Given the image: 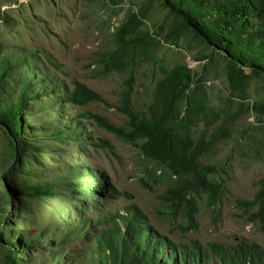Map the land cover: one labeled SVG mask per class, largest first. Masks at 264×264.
I'll use <instances>...</instances> for the list:
<instances>
[{"label": "trees", "instance_id": "16d2710c", "mask_svg": "<svg viewBox=\"0 0 264 264\" xmlns=\"http://www.w3.org/2000/svg\"><path fill=\"white\" fill-rule=\"evenodd\" d=\"M109 1L120 5L123 0ZM152 2L166 15L161 25L154 24L153 29L146 24L152 20ZM0 18L4 19L1 15ZM165 21L168 29L163 32ZM192 40L207 51L197 61L217 57L224 64L229 91L225 108L211 105L205 80L198 79L188 64L166 67L161 63L162 41L184 48ZM38 57L36 52L22 47L10 53L0 47V131L11 157L0 167V171H8L3 177L0 172L7 204L19 202L27 207L52 198L119 197L107 177L91 167L78 164L49 174V179H39L25 167L12 165L15 151L21 148L25 115L21 109L31 105L30 98H34L36 108L55 119L49 130L60 145L89 140L90 134L83 132L84 118L138 147L146 159L165 172L162 178L166 189L160 196L162 214L179 215L185 231L196 230L199 198L206 197L210 208L217 207L226 192L219 179V164L206 163V158L231 138L244 116L254 113L258 121L264 118V95L249 101L253 86L264 80V0H149L138 13L129 10L95 61L99 67L97 78L127 75L120 104L116 106L125 117L122 126L90 112L68 118L67 105L84 107L102 102L103 98L81 82H75L70 89L42 66ZM149 66L158 71L150 80V101L138 109L133 102L134 83ZM235 105L238 108L232 111ZM250 126L248 123L247 129ZM238 131L247 133L249 143L262 142L257 136L259 128ZM99 145L110 148L106 140L99 139ZM97 183L102 185L100 190ZM256 186L253 198L240 201L239 205L249 222L264 229V179ZM4 220L6 216H0V223ZM45 234H49L45 229L2 233L0 245L9 247L7 264H63L66 258L57 250L90 236L91 264H264V248L246 240L234 245L211 242L207 246L199 240L190 244L177 242L157 231L136 205L70 227L61 238L48 243L53 245L50 250L42 248ZM35 243L39 248H34ZM36 249L42 256L36 257L34 263L16 257L17 253L24 255Z\"/></svg>", "mask_w": 264, "mask_h": 264}, {"label": "rangeland", "instance_id": "374dc122", "mask_svg": "<svg viewBox=\"0 0 264 264\" xmlns=\"http://www.w3.org/2000/svg\"><path fill=\"white\" fill-rule=\"evenodd\" d=\"M148 1L123 0L120 5H113L109 0H0V15L4 17L3 20L0 18V47L8 53L20 47L36 52L42 66L54 72L70 89L75 82H81L102 96V102L84 107L67 105L68 118L90 112L122 126L125 117L116 106L120 104L127 75L97 78L99 67L95 61L98 53L107 47L109 35L125 19L127 12L133 10L138 13ZM150 13L152 20L146 21V24L150 28L154 24L161 25L166 15L159 11L156 2L151 3ZM167 29L168 21H165L163 32ZM188 43L190 46L187 44L183 48L162 41L163 47L159 52L162 65L188 64L198 79L203 77L205 80L211 105L216 109L225 108L229 91L222 60L213 57L197 61L207 52L206 48L193 40ZM157 71L149 66L137 76L133 102L138 109L150 101V80ZM263 95L264 80H261L253 86L249 101L259 100ZM30 100L31 105L21 109L25 114L20 133L21 148L15 151L12 165L25 167L39 179H49V174L78 164L83 168L91 167L107 177L119 197L52 198L26 207L19 202L7 204L6 189L0 179V216H6L4 223H0V235L10 230L29 233L32 229H45L49 234L44 235L42 248L50 250L53 245L48 243L61 238L70 227L81 226L85 220L124 212L127 207L136 205L157 231L177 242L190 244L199 240L207 246L211 242L234 245L246 240L264 248V229L249 222L239 205L240 201L253 198L258 190L256 183L264 179V118L258 121L254 113L244 116L231 138L206 158V163L219 164V179L225 184L226 192L217 207L210 208L206 197L199 198L197 228L187 232L179 215L162 214L164 208L160 196L166 189L162 178L165 172L146 159L138 147L119 140L100 129L92 120L84 118H81L83 132L90 134L89 140L60 145L49 130V126L52 127L50 122L53 120L56 123L55 119L36 108V99ZM237 108L235 105L231 109L236 111ZM248 123L252 126L247 129ZM254 127L259 128L257 136L262 138L261 143H249L247 133L238 131H251ZM99 139L108 141L110 148L99 147ZM9 160L10 148L0 131V167ZM0 172L3 177L8 171ZM96 185L100 186L98 190L102 188L101 183ZM92 238L75 240L59 248L57 252L66 258L63 264H91L89 239ZM8 248L0 245V264H7ZM34 248H39L38 244L35 243ZM20 254L17 253L16 257L22 256L27 263H34L36 257L42 256L39 249Z\"/></svg>", "mask_w": 264, "mask_h": 264}]
</instances>
